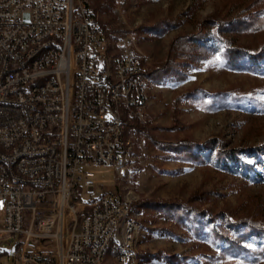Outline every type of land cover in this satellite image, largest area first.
<instances>
[{"label":"rangeland","instance_id":"1","mask_svg":"<svg viewBox=\"0 0 264 264\" xmlns=\"http://www.w3.org/2000/svg\"><path fill=\"white\" fill-rule=\"evenodd\" d=\"M88 3L113 54L138 56L148 72L162 71L170 59L176 68L157 79L144 75L147 100L138 111L146 132L128 128L132 149L124 171L91 167L97 185L79 202L106 192L139 201L132 208L140 224L138 252L129 264H250L222 253L212 225L264 224V154L257 153L264 147V110L256 105L264 106V72L227 62L229 47H263L264 0ZM193 33L204 38L176 43ZM172 49L180 54L172 58ZM187 140L193 145L163 146ZM222 150L239 153L231 166L218 157ZM19 238L0 240V264H16ZM114 252L110 245L103 264H120Z\"/></svg>","mask_w":264,"mask_h":264},{"label":"built area","instance_id":"2","mask_svg":"<svg viewBox=\"0 0 264 264\" xmlns=\"http://www.w3.org/2000/svg\"><path fill=\"white\" fill-rule=\"evenodd\" d=\"M104 33L82 0H0V240L20 236L16 264H103L124 200H79L97 185L91 167L124 171L117 112L130 102L140 116L146 72L138 56L118 53L116 83H106ZM31 56L39 63L26 68ZM126 236L116 263L138 252Z\"/></svg>","mask_w":264,"mask_h":264},{"label":"trees","instance_id":"3","mask_svg":"<svg viewBox=\"0 0 264 264\" xmlns=\"http://www.w3.org/2000/svg\"><path fill=\"white\" fill-rule=\"evenodd\" d=\"M203 38L204 36L202 34H183L176 39V43L182 44L181 42H184V40L187 41V43L195 40L196 42H199V40H202ZM220 38L221 37L219 35V39ZM172 50V58L175 57L176 53L180 54L177 52V49ZM227 53V62L229 66L238 67L245 65L253 71L264 72V45L259 51H252L246 47L238 49L229 47L227 49ZM175 64L176 63L170 59V62L162 71H146L144 75L146 77L157 79V77L160 76V72L165 73L175 69ZM256 105H258L257 108H259V110H264L263 105L259 103ZM129 128L146 132L139 117H134L129 121ZM183 143H167L163 146L166 148L176 149L182 146L190 147L193 145V141L190 140L184 141ZM257 153L264 154V147L260 148ZM233 155L238 157L239 153L237 151L227 152L223 150L218 153L219 158L229 161V166L234 163V161L230 159ZM248 167L246 166V168ZM137 203L139 204V201H135L132 208L137 206ZM188 208L193 213H197V215L201 214L196 206L188 204ZM213 222L214 221H212V223ZM209 225L211 224L209 223ZM212 232L216 236L217 247L220 248L222 253L225 255H230L250 264H258L261 261H264V224L256 223L249 219H237L233 221L228 219L221 225L214 223L212 225ZM252 236H254L256 240L249 243Z\"/></svg>","mask_w":264,"mask_h":264},{"label":"bare ground","instance_id":"4","mask_svg":"<svg viewBox=\"0 0 264 264\" xmlns=\"http://www.w3.org/2000/svg\"><path fill=\"white\" fill-rule=\"evenodd\" d=\"M83 4H89L88 0H82ZM90 14L95 15L90 8ZM139 59V58H138ZM139 62H143L139 59ZM39 63V56H31L26 59V68H33L35 64ZM102 63H104V74L106 83H116L117 68H116V55L111 52L108 33L103 34L102 39ZM147 80L145 76L141 77V104H145L147 100ZM134 118V117H133ZM132 119V113L130 109V102H123V106H119V112H117V122L119 123L120 130H118V137H120V148L122 150L120 155V166L125 168L128 163V155L132 149V142L128 135L129 121ZM0 150H4V143L0 142ZM0 166H6V158L0 156ZM122 203V209L120 214H116L114 227H112L111 236L106 238V242L102 245V261L104 263L106 253L110 245H113L114 251H116L117 240L125 237V231L131 233V236H126V245H131V250H136L139 243L140 224L136 220L132 211L133 199L124 195L119 196ZM84 252H91V244H84ZM136 257V253L131 255V261ZM121 264V263H120Z\"/></svg>","mask_w":264,"mask_h":264},{"label":"water","instance_id":"5","mask_svg":"<svg viewBox=\"0 0 264 264\" xmlns=\"http://www.w3.org/2000/svg\"><path fill=\"white\" fill-rule=\"evenodd\" d=\"M94 190V188H90V192H92Z\"/></svg>","mask_w":264,"mask_h":264},{"label":"snow or ice","instance_id":"6","mask_svg":"<svg viewBox=\"0 0 264 264\" xmlns=\"http://www.w3.org/2000/svg\"><path fill=\"white\" fill-rule=\"evenodd\" d=\"M262 98H264V97H262Z\"/></svg>","mask_w":264,"mask_h":264}]
</instances>
